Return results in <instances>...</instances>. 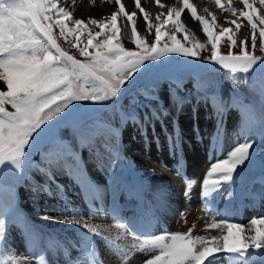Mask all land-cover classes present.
<instances>
[{
  "label": "snow or ice",
  "instance_id": "obj_1",
  "mask_svg": "<svg viewBox=\"0 0 264 264\" xmlns=\"http://www.w3.org/2000/svg\"><path fill=\"white\" fill-rule=\"evenodd\" d=\"M156 2L159 8H165L159 0ZM209 2L221 11L245 19L252 30V49L259 38V50L264 53V26L258 28L254 20L255 17L264 25V15H257L249 0H241L244 10L240 11L232 7V0H226L227 6L221 0ZM116 3L120 4V0ZM260 3L264 5V0ZM181 4L168 7L167 14L161 11L153 22L139 0H135L143 15L146 34L151 35L153 29L155 32L154 41L149 43L146 36L139 34L134 20L137 13H128L123 5L109 17L85 21L75 19L68 8L58 6L59 0H0V264H59L60 257L64 258V264H105L95 238L103 241L112 264H129L136 253L146 257L140 264H205L206 260L215 264L221 256L228 264L264 260L261 251L264 250V217L245 224L230 214L231 203L220 212L215 207L218 197L209 199L213 192L233 196V186L254 163L257 152L254 145L264 142V112L257 114L254 106L240 97L243 87H251L249 80L256 76L261 78L260 95L264 97V61L252 54L247 40L237 43L233 29L214 31L217 27L214 14L208 13L212 17L209 22L197 14L188 0H177V5ZM185 9L194 22H199L210 49L198 40L189 41L181 19ZM230 23L237 31L241 28L238 19ZM93 26L99 31L94 32ZM128 28L134 49H127L122 43ZM182 32L183 42L176 35ZM163 35H167L166 40H162ZM61 39L76 49L83 60L62 48ZM224 39L228 42L227 54L219 50ZM234 48L238 52H233ZM202 51H210V55L202 57ZM221 69L232 85L228 100L222 98L218 85L209 92L200 84L202 73ZM187 77L196 79L197 103L210 104L218 116L216 131L210 138L213 147L224 131L225 113L236 109L239 116L236 131L239 142L210 164L202 180L203 210L212 216L205 230L215 229L216 235L194 236L193 228L185 233L168 231L163 227L162 217L171 210V204L164 198L156 207L138 215L121 216L117 194L127 189V185L122 181V156L117 145L120 129L99 118L100 113L117 109L121 126L131 123L146 143L151 127L158 145L155 124L159 122L170 150L176 154L181 149L180 138L178 134L168 133L164 123L170 112L160 97L159 85L168 83L172 106L179 113L191 102L187 95H180ZM126 97H131L129 105L121 111L119 106ZM142 109L147 110L141 119ZM61 128L70 129V136H62ZM84 149L96 169L107 177L106 185L92 179L81 154ZM36 155L39 161L33 160ZM261 165L264 167V161ZM181 166L182 161L178 164V174ZM37 175L41 179L36 180ZM57 176L67 177L90 209L107 211L118 223L101 227L91 223L95 212L90 211L86 216L76 207L68 210V186L57 180ZM6 179L11 182L7 187L9 192H15L16 185L23 183L34 200L41 194L63 200L64 213L42 218L76 226V236L69 237L66 232L63 236L53 235L32 226L19 212L14 196L4 198ZM184 179V195L190 201L195 180L186 176ZM225 185L228 187L220 192ZM108 195L112 203L105 210L103 204ZM95 201L100 202L99 207ZM216 216L221 217L219 222ZM158 227L163 234L153 231ZM112 229L117 230L115 236ZM234 232L238 235L234 236ZM18 237L26 246L24 253L15 247ZM70 250L77 253L75 258Z\"/></svg>",
  "mask_w": 264,
  "mask_h": 264
},
{
  "label": "bare ground",
  "instance_id": "obj_2",
  "mask_svg": "<svg viewBox=\"0 0 264 264\" xmlns=\"http://www.w3.org/2000/svg\"><path fill=\"white\" fill-rule=\"evenodd\" d=\"M168 89L169 87H165L164 92L162 93V96L167 97V99L165 100V107L168 108L170 112V115L164 119V123L167 126L168 133L173 134L174 136L177 134L179 135L181 149L177 150L176 154H173V152L170 150L166 135L162 131L159 122H156L155 126L156 136L159 137V145L153 138L151 127L148 128L147 143L145 142L144 137L141 136L140 132L137 131L131 123L126 126L125 130L119 128L120 130L117 135L121 140L122 153L126 155V157L132 158V164H129L130 167L128 166L123 168L122 181L127 185V189H121V192L117 194V205L120 210V215L125 217L138 215L143 211H147L149 208L156 207L160 203L161 199L164 198L170 201L171 204V210L164 213L162 217L163 227H166L168 231L185 233L189 228H193L192 235L194 236L216 235L218 233L215 229L205 230L206 225L211 221L212 216L205 213V211L203 210L201 202L202 189H200L199 187L201 178H198L197 180L195 176L193 177V179L195 180V187L197 184V189L191 190V199L189 201L184 195L185 188L183 186L184 183L182 182L183 179L181 180V172H183V170H179L178 174L177 162H179L180 160L183 162L182 165H186V175H188V173L193 174L198 169V166L210 165L211 163L215 162L218 156H221L222 154L226 153L227 150L231 149L233 147L231 145L233 144H231L228 136L230 134H235L238 130L239 116L238 114H236L238 112L236 109H230L228 111L230 112V114H227V117L224 121V131L218 137L217 145L213 147V145L210 143V138L216 131L218 119L215 121V119L211 116L212 112L214 111L211 105L209 104L208 106H206L203 102L197 103V95L193 92L192 98H190L191 102L187 103L186 105V108L188 110H191V112L189 115L187 113L182 115L183 112L181 113L180 111L179 113H177L176 109L172 106V100L169 97ZM229 94L230 89L224 88L222 91V98L224 100H228ZM194 108L195 111H193ZM140 116L142 119L143 111H140ZM242 139L243 137H240L241 141ZM235 141L239 142L237 140V137ZM210 159L212 161L211 163L209 162ZM262 161H264V157L254 159L253 165L250 166L249 169H247L244 175V177L249 180L251 185L248 190H245L240 194L238 192H233L232 197H228L227 195L223 197L220 196L217 192L212 193V196L209 197V199H211L212 197H218L215 207L219 211L223 212L225 205L232 203L235 200L239 203L240 201H243V203L239 205L236 210L232 205L229 209L230 214L234 217L235 220L242 221L243 218H245V200H247L248 198L250 200L252 199V206H259V204L256 203V200L262 199L261 196L264 195V191H255L253 185L261 180L264 183V167H262L261 165ZM156 162L158 163V165L155 164ZM163 163L164 166H161ZM86 167L94 181L100 183L101 185L107 184V178L102 179V177L100 176V171H98L97 173L96 169L89 168V166ZM56 178L57 180L61 181L62 178L65 177L57 176ZM128 189H131V192H129ZM22 191L23 189L21 190V192ZM67 194L70 198L67 199L69 200L68 204H71L73 207L80 209L86 216L90 213V211L95 212L91 219V223L98 224L101 227H106L108 225L118 223V221L114 220L112 216L107 213V211L99 212L95 211V209H90L88 204L83 200L76 186L73 185L71 188L67 187L66 195ZM24 197H26L28 200H31L33 204L40 203L46 210L45 214H42L41 217H36V219H34L29 217L26 208L20 207V213H22L21 215L32 226H38L40 227L39 229L49 226L50 231L53 232V229H55L56 226L53 227L52 225H54L55 223L59 225L64 224L42 218L44 215L56 216L58 214L64 213L65 211H62L61 208V205L65 204L63 200L57 199L56 201V198H51L48 196L44 198L38 197L34 200L31 196V193L29 192H24ZM232 199L233 201L231 202ZM58 200H61V203L59 205ZM94 203L97 205V207L100 206L99 201H95ZM111 203V196H106L103 204L105 210H107L111 206ZM80 205H82L83 208H80ZM176 208L178 209L179 213H184V215L182 216L178 214V218H176V221H173L175 219L173 218L174 212L172 213L171 211L173 209L175 210ZM198 214L199 216L202 215L201 218L198 217ZM181 216L184 219H181ZM215 219L217 222H219L221 217L216 216ZM70 226L71 225L67 224L59 228H63L62 231L65 232L74 231L75 228L73 229V227H71L72 229H70ZM81 231L83 230L81 229ZM116 231V229H112L113 236H115ZM153 231L163 234L161 228L159 227L157 229H154ZM73 235H76V233L72 234L71 236ZM236 235L238 234L234 232V236ZM95 242L99 248V254L105 257V264H112L110 258L107 256L103 241L99 238H95ZM117 243L120 242L118 241ZM20 253H22V251ZM70 255L72 258H75L77 256V253L74 250H71ZM135 257L136 260L146 258L142 253H136ZM136 263L134 261L129 262V264ZM59 264H64L63 257L59 258ZM205 264H208V261H206ZM215 264H228V260L221 256L220 259L215 262ZM253 264H264V260L258 258L253 261Z\"/></svg>",
  "mask_w": 264,
  "mask_h": 264
},
{
  "label": "rangeland",
  "instance_id": "obj_3",
  "mask_svg": "<svg viewBox=\"0 0 264 264\" xmlns=\"http://www.w3.org/2000/svg\"><path fill=\"white\" fill-rule=\"evenodd\" d=\"M159 2L161 4L165 5L164 9L159 8L156 0H139V3L141 4V6L145 9V11L150 15V18L153 22H155V18L157 15L160 14L161 11H163L165 14H167V9L168 7H172V6H182L181 5H177V0H159ZM188 2L193 5V7L196 9L197 14L200 16H203L206 18V20H208L209 22H211L212 17L208 14L209 12L214 14L216 17V23H217V27L214 29V31L219 32L220 28H230L233 29V31L235 32V39L237 40V43H240L241 41H245L247 40V47L249 48L250 51H252V54L261 57L262 61H264V53H261L259 50L260 47V40L259 38L257 39L256 42V48L252 49L251 47V35H252V30L251 27L247 24V21L243 18L240 17H234L231 12L228 11H221L220 9H218L215 5V3L209 2V0H188ZM250 3H252L253 7L256 8L257 10V15H264V5H261L260 0H249ZM221 4L226 5V0H221ZM120 5H123L125 10L128 13H131L133 11H135L137 13V16L134 17V20L136 21L137 24V28L139 31V34L142 36H146V40L147 42L151 43L152 41H154L155 38V32L154 29L152 30V34L151 35H147L146 34V25L145 22L143 20V15L142 13H140L139 9L136 8L135 6V0H120V4L116 3V0H75V3L73 4L72 0H59V5L58 6H64L66 8H68L70 11L73 12V17L75 19H83L85 21H87L89 18H94V19H104L106 17H109L113 12H116L118 10V8L120 7ZM232 7H234L235 9H237V11L240 10H244V6L241 2V0H232ZM207 8L208 12H205L204 9ZM181 19L182 22L184 23L187 32L186 34L189 36V41H196L198 40L201 43H205L207 45V38L204 36L202 29L199 25L198 22H194L192 20V18L190 17V12L188 13V10H184V12L181 14ZM233 19H238L239 23L241 24V28L237 31L235 30V26L233 24L230 23V21H232ZM255 22L258 25V28L264 25H260L259 24V20L256 19L254 17ZM92 30L95 31H99V29L95 28L93 26ZM106 32L108 31L107 27L104 29ZM56 34L58 35V30H55ZM163 31V30H162ZM185 33H176L177 35V39L183 42V36ZM257 36H258V31H257ZM70 39V38H69ZM131 30L130 28H128L125 33H124V38L122 40L123 46L127 49H134V45L131 43ZM167 39V35H163L162 36V40H166ZM59 43L61 44V47L64 48L70 55H73L76 59L78 60H83V57H81L79 55V52L76 49L71 48L67 43L64 42L63 39H61L59 41ZM83 46V45H81ZM207 48L210 49V45H207ZM220 52L222 54H227L229 51V47H228V42L226 39H224L220 45L219 48ZM89 51H91V49H89ZM233 52H238V49L234 48L232 49ZM210 55V51H202L201 52V56L202 57H207ZM199 62V61H197ZM209 67H216L214 65H209ZM255 67V66H254ZM225 70H220L219 72H215V71H208V72H204L202 73L201 77H200V84L201 86L206 90L211 92L215 87H219V91L221 93L222 96V91L224 88H229L230 92L232 91V85L230 81H227L224 78V73ZM238 76H243L245 74L243 73H237ZM2 83V82H0ZM249 84L251 85V87H248L247 85H245L242 89V91H240V97L241 99L245 102V103H249L251 105L254 106L257 114L264 112V97H262L260 95V89L262 86V81L261 78L259 76L256 77H252L249 80ZM165 87H169L167 82H162L159 85V94L161 99L163 100L164 106H165V100L167 99L166 96H162V93L164 92ZM193 92L197 95L196 93V79L194 77H187L184 80L183 86L180 89V95H187L189 98H192ZM138 99H143V97H137ZM131 99V97H126L120 107V110H125L127 109L128 105H129V100ZM78 104H80L81 102H77ZM83 103H87V102H83ZM154 103V102H153ZM185 104L181 110L182 115H184L185 113H187L188 115L190 114L191 110H188L186 108ZM71 107V106H70ZM146 109H142L140 111H145ZM227 114L229 115L230 112L225 113L224 115V121L227 117ZM238 114V113H236ZM211 116L215 119V121L218 119V116L216 114L215 111L212 112ZM99 118L108 121L109 123H111L114 127H118L121 128L122 130H125L126 126L128 125H124L121 126L120 123V114L119 111H117V109H108L107 111L100 113L99 114ZM130 124V123H129ZM156 126V124H155ZM70 129L68 128H61L60 129V134L64 137H68L70 136ZM118 136V135H117ZM236 133L235 134H230L228 136V138L231 141V146H234L237 141H235L236 139ZM235 141V142H234ZM117 145L120 149V153L122 156V164H123V168L128 167L129 164H132V158L126 157V155H124L122 153V148H121V140L120 137L118 136V141H117ZM254 147L257 149V152L254 156V159L256 158H261L264 157V151H261L262 148H264V142L262 143H257L256 145H254ZM126 153V152H125ZM82 157L85 161V165L89 166V168H94L95 167V163L94 161H92L89 158V153L87 151V149L82 150ZM128 158V159H127ZM34 161H39V156L36 155L33 157ZM162 162V161H159ZM210 163L212 162L211 159L209 161ZM92 163V164H90ZM178 164H181V161L179 160V162H177ZM209 163V164H210ZM156 165H158V163H155ZM183 164V162H182ZM164 166V163L161 165ZM130 167V166H129ZM185 167L186 165H182L179 170H183V172H181L182 174V182L184 183V188H185V179L184 177H188L193 179V177L195 176L198 180V178H201L199 187L201 189L202 186V180L204 178L203 175L206 174L207 170L209 169L210 165H203V166H198V169L196 170V172H194L193 174H189L186 175L185 174ZM132 168V167H131ZM97 173L98 170L96 169ZM96 173V174H97ZM95 175V172H94ZM192 175V176H190ZM100 176L102 177V179L107 178L103 173H100ZM104 176V177H103ZM65 177V176H64ZM92 177V176H91ZM99 177V176H98ZM36 180L41 179L38 175L34 177ZM65 180V181H64ZM69 179L67 177L62 178V180L60 181L62 184L66 185L71 188L73 185L71 184L72 182L70 181L69 183ZM262 182V183H261ZM11 182L9 180H5L4 181V187H5V191L2 193L5 199H8L10 197L15 198V202H16V206L19 210V212L21 211L20 207H24L26 208L28 215L30 218H34L36 219V217H41L42 214H45L46 210L45 208L40 204V203H36L33 204V202H31V200H28L26 197H24V192H29L25 185L23 183L16 185L15 188V192H9L7 190L8 185ZM261 183V184H259ZM72 185V186H71ZM250 182L247 178L243 177V179L241 181H239L236 185L233 186V192H238L239 194L244 192L245 190H248L250 187ZM228 186L225 185L223 186L220 191L224 192V190L227 188ZM253 188L255 191L257 192H263L264 191V183L263 181H259L258 183H255L253 185ZM23 189V191L21 192V190ZM193 189H197V184L196 187L194 186ZM30 193V192H29ZM185 193V191H184ZM226 195V194H225ZM223 195V197L225 196ZM32 196V194H31ZM47 197L46 195L41 194L39 196V198H44ZM197 198V197H196ZM261 200H256V203L259 204V206H252L253 205V201L252 199L250 200L249 198L246 201V203L244 204L245 206V215L243 218V222L244 223H248L250 222L251 219L253 218H261L264 217V195L261 196ZM58 198H56L57 201ZM67 199H70L68 194H67ZM27 200V201H25ZM251 202H249V201ZM58 205L61 203V200H58ZM69 201V200H67ZM233 201V199L231 200V202ZM27 202V203H26ZM236 202V203H235ZM26 203V204H25ZM243 203V201L237 202L236 200L234 202L231 203V205L235 208V210L238 208L239 205H241ZM31 204V205H30ZM76 204V202H75ZM236 204V205H235ZM248 204V205H247ZM71 207H73L71 204L67 205V209L70 210ZM62 211H66V207L65 204L61 205ZM80 208H83L82 205H80ZM174 210V209H173ZM171 211L173 213V218H175L173 221H176V218H178V214L181 215L178 211V209L176 208L174 211ZM22 214V213H21ZM175 214V215H174ZM177 214V215H176ZM202 215L198 217L201 218ZM182 217V216H181ZM237 217V215H236ZM181 219H184L183 217ZM53 223V222H52ZM177 223V222H176ZM67 224H63V225H59L57 223H55L54 225H52L53 227H55V229H53L54 231H50L49 226L46 228H42L40 230H42L45 233H51L53 235H59V236H63L65 234V231H62V229H60L59 227L64 226ZM51 226V227H52ZM71 227H73V229H76V226L71 225L70 229H72ZM259 227V226H258ZM36 229H39L40 227L35 226ZM58 228V229H57ZM65 228V227H64ZM46 229V230H45ZM45 230V231H44ZM59 230V231H58ZM83 230V229H82ZM50 231V232H49ZM67 235L69 237H75L76 235L71 236L72 234L75 233V231H66ZM70 232V233H69ZM171 232V231H170ZM21 244V245H20ZM15 246L17 248V250H19L20 252L22 251L25 252L26 250V246L24 244H22V241L18 239L15 241ZM20 247V248H19ZM24 250V251H23ZM71 252V250H70ZM47 258V257H46ZM62 258V257H61ZM131 261H134L136 264H140L141 259H137L136 257L133 258Z\"/></svg>",
  "mask_w": 264,
  "mask_h": 264
},
{
  "label": "water",
  "instance_id": "obj_4",
  "mask_svg": "<svg viewBox=\"0 0 264 264\" xmlns=\"http://www.w3.org/2000/svg\"><path fill=\"white\" fill-rule=\"evenodd\" d=\"M186 10V9H185ZM188 10V9H187ZM189 13V12H188ZM191 17V16H190Z\"/></svg>",
  "mask_w": 264,
  "mask_h": 264
}]
</instances>
